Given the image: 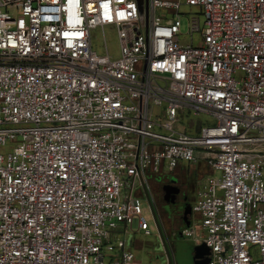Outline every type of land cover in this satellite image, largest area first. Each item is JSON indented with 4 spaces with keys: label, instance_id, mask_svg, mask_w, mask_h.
Segmentation results:
<instances>
[{
    "label": "built area",
    "instance_id": "2783aa9c",
    "mask_svg": "<svg viewBox=\"0 0 264 264\" xmlns=\"http://www.w3.org/2000/svg\"><path fill=\"white\" fill-rule=\"evenodd\" d=\"M140 5L0 0V264H139L140 196L183 161L212 175L202 232L181 233L208 264H264V0H145V21ZM106 27L118 59L93 47ZM190 112L214 122L177 129Z\"/></svg>",
    "mask_w": 264,
    "mask_h": 264
},
{
    "label": "rangeland",
    "instance_id": "374dc122",
    "mask_svg": "<svg viewBox=\"0 0 264 264\" xmlns=\"http://www.w3.org/2000/svg\"><path fill=\"white\" fill-rule=\"evenodd\" d=\"M141 3V15L143 21L146 18V6L145 0H139ZM198 7L182 5L181 12V22H182V32L185 34L182 39L186 41L189 36L188 25L192 15L198 12ZM160 14V10H158ZM93 47L98 53H106L105 40L109 53L113 58L118 59L121 55L120 51V41L117 32L112 27H106L104 30L96 29L92 32ZM161 108L155 107V111H160ZM214 119L210 118L205 114H194L184 113L180 114L178 122L175 124L177 129L186 128L189 133L198 132L203 124L213 123ZM4 148L0 147V153H5ZM204 162L198 164L190 169L192 174L194 191L192 196L196 197L195 193L198 190L200 183L205 180L208 175H212V170ZM164 166H161V170ZM216 176L219 175L218 172L215 173ZM142 200L143 207L146 211L145 215L149 221L151 234L146 235L143 231H138L136 233L131 232V228L125 232L126 246L127 248H132L135 253L136 260L141 264H168L166 252L163 248L162 241L159 235L163 237L164 243L167 245L168 253L170 256L171 264H195L194 254L195 247L197 246L196 239L193 235L182 234L179 229V225L171 227L166 221L158 202L155 204L153 196L146 186L145 190L140 196ZM200 217L195 215L191 221V227L196 229V232L200 234ZM174 228V230L172 229ZM121 237L123 235L121 234ZM138 245V246H137ZM258 247L253 248V254L255 258L259 256Z\"/></svg>",
    "mask_w": 264,
    "mask_h": 264
},
{
    "label": "flooded vegetation",
    "instance_id": "af4514ba",
    "mask_svg": "<svg viewBox=\"0 0 264 264\" xmlns=\"http://www.w3.org/2000/svg\"><path fill=\"white\" fill-rule=\"evenodd\" d=\"M149 190L155 204L158 202L166 221L171 227L186 225V221H192L195 217L193 211L194 191L192 174L188 165L177 167L165 174L153 177ZM190 206V212L186 217V206Z\"/></svg>",
    "mask_w": 264,
    "mask_h": 264
},
{
    "label": "water",
    "instance_id": "95a60500",
    "mask_svg": "<svg viewBox=\"0 0 264 264\" xmlns=\"http://www.w3.org/2000/svg\"><path fill=\"white\" fill-rule=\"evenodd\" d=\"M186 217L185 220H187V214L188 212H190V206L187 205L186 206ZM186 226H190L191 222L189 220H187L186 222ZM210 248L205 244H199L195 247V254H194V259H195V264H208L210 258Z\"/></svg>",
    "mask_w": 264,
    "mask_h": 264
},
{
    "label": "crops",
    "instance_id": "0c3cea01",
    "mask_svg": "<svg viewBox=\"0 0 264 264\" xmlns=\"http://www.w3.org/2000/svg\"><path fill=\"white\" fill-rule=\"evenodd\" d=\"M185 165H188L189 167H190V169L192 168V167H195V166H197L198 164H193V163H188V162H181L180 164H179V166L178 167H181V166H185ZM206 166V165H205ZM159 175H162V174H159ZM159 175H156V176H159ZM156 176H153V175H151V177H150V182H149V187H150V184H151V180H152V178L153 177H156ZM148 187V188H149ZM195 195L197 196V191H196V193H195ZM196 198V197H195ZM195 200V199H194ZM184 226H186V225H183L182 227H179V229H177V230H175V231H180V230H182V228L184 227ZM173 230H174V228H172ZM161 241H162V245H163V248H164V250H165V252H166V257H167V263L168 264H171V262H170V256H169V253H168V249H167V245L164 243V240H163V237L161 236ZM138 246V245H137ZM133 247H131L130 249H132ZM134 252V251H133ZM136 262L137 263H139V264H141L140 262H138L137 260H136Z\"/></svg>",
    "mask_w": 264,
    "mask_h": 264
}]
</instances>
